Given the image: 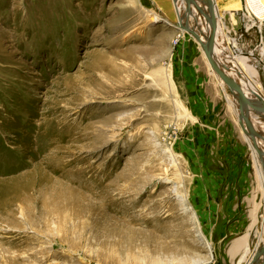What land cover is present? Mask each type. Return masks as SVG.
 I'll list each match as a JSON object with an SVG mask.
<instances>
[{"label": "rangeland", "instance_id": "obj_1", "mask_svg": "<svg viewBox=\"0 0 264 264\" xmlns=\"http://www.w3.org/2000/svg\"><path fill=\"white\" fill-rule=\"evenodd\" d=\"M160 1L0 0V264L214 263L212 196L229 163L254 180L261 158L236 96L175 23L185 2L162 0L169 15ZM218 5L253 54L264 22L248 30Z\"/></svg>", "mask_w": 264, "mask_h": 264}, {"label": "crops", "instance_id": "obj_2", "mask_svg": "<svg viewBox=\"0 0 264 264\" xmlns=\"http://www.w3.org/2000/svg\"><path fill=\"white\" fill-rule=\"evenodd\" d=\"M248 27L249 25L247 24ZM239 42L244 44V41H240V39L238 40ZM187 43L189 44V42ZM244 46L247 47L248 45ZM244 46L240 48L237 45L235 49L232 44H229L227 46L229 47L228 52L232 54V58L218 54L220 60L222 59L221 61L230 68L240 81L241 79L244 80V77H248V74L244 72V66L240 63L242 61V56L239 54L240 51L237 50L241 49L247 53L248 50H245ZM182 48L176 52V57L180 59L181 63H184L181 64L183 70L192 72L190 77L192 82H196L195 77L199 76L196 66L200 64L199 56L195 58L193 52L184 49V46ZM259 57L262 58V56ZM190 58L195 59L193 62L194 66L191 68L188 67L187 63ZM252 59L256 60L253 56ZM260 65L264 64L260 62ZM196 85L200 84L197 83ZM250 85L249 87H251ZM246 139L248 142L251 140L248 137ZM231 163H229V176L222 180V183H226V188L224 187L222 191H219V194L212 196L214 211L210 238L215 253L213 264H253L256 256L259 255L264 246V168L263 165L261 167L258 162H255V168H253L255 177L253 180L248 178V172L251 169L249 164L234 162L233 166ZM240 173L243 174V177L238 178V176H235Z\"/></svg>", "mask_w": 264, "mask_h": 264}, {"label": "water", "instance_id": "obj_3", "mask_svg": "<svg viewBox=\"0 0 264 264\" xmlns=\"http://www.w3.org/2000/svg\"><path fill=\"white\" fill-rule=\"evenodd\" d=\"M183 1L189 5L185 13L186 18L187 20L193 19L196 27L194 26L193 29H190L188 24H186L184 27H181L180 25L178 26L180 29L189 33L198 42L205 54L207 61L212 67L213 72L237 97V110L239 113L238 121L241 130L245 135H248L252 139L255 145L254 148L259 154L262 164L264 165V138L255 130L257 125H264V99H262V104H250L246 94L244 93L239 78L234 75L230 68L226 66L218 57L219 53L227 58H232L233 56L230 52H228V47L226 45H223L224 48H221L218 45L216 39V32L218 33V30L216 29V19L213 15L210 17L207 16L206 11L203 9V6L207 5L209 1L206 2V0H202L200 5L196 2V0ZM195 28L201 33L200 35L195 32ZM218 49L220 50L219 53ZM247 55L248 54L246 53L245 56ZM252 55L253 54H250L249 56ZM261 64H263L262 61ZM253 264H264V246L261 249L259 255L256 256Z\"/></svg>", "mask_w": 264, "mask_h": 264}, {"label": "bare ground", "instance_id": "obj_4", "mask_svg": "<svg viewBox=\"0 0 264 264\" xmlns=\"http://www.w3.org/2000/svg\"><path fill=\"white\" fill-rule=\"evenodd\" d=\"M159 1V0H158ZM165 1V0H164ZM164 1H160L159 2V4L164 8V10L165 11H168V13H169V15H172V12H174V9H175V11H176V8H175V6L174 5H172L171 7L168 5V4H166ZM168 1V0H167ZM178 0H176V2H177ZM201 1L202 0H196V2L200 5L201 4ZM209 1V5L207 4V5H204L203 7V9L206 11V14H207V16H211V15H213L214 16V18L216 19V24H217V30H218V33L216 32V35H217V42H218V40H219V42H220V44H219V42H218V45L221 47V48H224V46L223 45H226V46H228L229 44L231 45H233L234 46V48L235 47H237V44H238V40L236 41V40H234V39H232V38H230L229 37V35H228V33H227V29H226V27H225V24L223 23V20H222V13L220 12V10H221V8H220V6L218 5V1L219 0H206V2H208ZM220 1H223V0H220ZM226 2H228L229 3V5L231 6V8H233L234 9V11H236V12H238L239 14H241V15H244V17H246V18H248V25H249V27H248V30H250V29H257V31L260 33V31H261V25H262V23L264 22V0H225ZM184 2V1H183ZM222 3V2H221ZM203 4V3H202ZM223 4V3H222ZM184 6H185V8L184 9H182V10H180V13H181V15L180 14H178L179 15V21L178 22H175V20H174V18H171V19H173L174 20V22L176 23V24H178V25H180L181 27H184L186 24H188V23H186L185 22V20L187 21V18H186V16L183 14L184 12H186V9L188 8V3H186L185 2V4H184ZM222 6V5H221ZM228 7V6H227ZM227 7H226V9H227ZM223 8H225V7H223ZM214 11H215V13H214ZM177 12V11H176ZM168 15V16H169ZM184 18H182V17ZM169 18V17H168ZM167 18V19H168ZM154 21V20H153ZM203 27V26H202ZM189 28L190 29H192L190 26H189ZM195 32L198 34V35H200L201 33L199 32V31H196L195 30ZM262 41H261V44H259L257 47H256V49H255V51H253V57L256 59V60H254V59H252L251 57H249L248 55L249 54H251V53H247L248 55L247 56H245V52L243 51V50H241V49H237V50H239L240 51V55L242 56V61L240 62L244 67V69L247 71V74H248V80H247V88H246V86L244 85V83L243 82H241V84H242V88H243V90H244V93L246 94V97L248 98V102L250 103V104H256V103H258V104H262V98H261V96H259V95H257V93L256 92H254V91H252L251 90V88L253 89V86L255 87V89L254 90H256L257 88H258V86H259V84H258V82H256L257 80H256V70H255V68H258L259 66H261L260 65V62L263 60L261 57H259V56H261V55H263V53H264V39L262 38L261 39ZM233 48V49H234ZM228 49H229V47H228ZM236 49V48H235ZM245 50H247V49H245ZM234 51V50H233ZM220 52V50L218 49V53ZM248 52H250V50L248 51ZM217 53V52H216ZM237 54V53H236ZM238 57H239V55H237ZM249 57V58H248ZM101 58V57H100ZM104 58V57H103ZM251 58V59H250ZM238 59V58H237ZM222 60V59H221ZM236 61H238V60H236ZM240 61V60H239ZM238 61V62H239ZM254 61V62H253ZM226 62H227V60H226ZM229 62H231V61H229ZM105 63H108L107 61H105ZM237 63V62H236ZM95 64H97V63H95ZM99 64V63H98ZM109 64H111V63H109ZM108 64V65H109ZM100 65V64H99ZM103 65V68H104V64H102ZM239 66H240V64H239ZM97 67V66H96ZM98 67H100V66H98ZM107 67V66H106ZM112 67V66H111ZM240 67H242V66H240ZM101 68V67H100ZM93 69H95V68H93ZM113 69H115V67L113 66ZM112 68H111V70H112V75H115V74H118V70H113ZM259 69V68H258ZM101 70V69H100ZM263 71H264V69H263ZM105 72V71H104ZM110 72V71H109ZM120 73V72H119ZM108 76H109V73L107 74ZM106 75V76H107ZM119 75V74H118ZM101 77V76H100ZM259 77V76H258ZM104 78V77H103ZM116 78V77H115ZM250 79V80H249ZM101 80V79H100ZM116 80V79H115ZM242 81V80H241ZM99 82V81H98ZM260 82V81H259ZM94 83H96V82H94ZM262 83V82H261ZM98 84V83H97ZM249 84H251L250 86L251 87H249ZM255 84V85H254ZM258 84V85H257ZM101 85V84H100ZM99 85V86H100ZM261 85V84H260ZM94 86H97V85H94ZM93 86V87H94ZM102 86V85H101ZM100 86V87H101ZM262 87V86H261ZM263 89V88H262ZM95 90H97V89H95ZM115 90V89H114ZM257 91V90H256ZM262 91V90H261ZM260 91V92H261ZM100 92V91H99ZM114 91H113V88L111 89V90H109V89H107V88H103V90H102V93L104 94V95H110L111 93H113ZM254 93V94H253ZM262 94V93H261ZM237 98V97H236ZM153 107V106H152ZM148 109H149V107H148ZM166 109V108H165ZM249 109V108H248ZM164 110V109H163ZM249 110H251V109H249ZM152 114V113H151ZM112 120V118H110V121ZM255 130L264 138V125H257L256 127H255ZM172 157H174V155L172 156ZM261 165H263L262 164V161H261ZM263 168H264V165H263ZM264 170V169H263ZM75 179V178H74ZM46 188V187H45ZM76 190V189H75ZM59 191V190H58ZM25 193V192H24ZM55 194H57V193H55ZM54 193H53V195L52 196H54L55 195ZM42 196V195H41ZM30 197V196H29ZM51 197V196H50ZM54 197H56V196H54ZM61 197V196H60ZM52 199V198H51ZM54 200V199H53ZM184 201V199H182V202ZM61 202V201H60ZM45 203V202H44ZM39 204V203H38ZM49 204V203H48ZM57 204V203H56ZM184 204V203H183ZM58 205V204H57ZM9 209V208H8ZM21 209V208H20ZM29 209V208H28ZM33 209V208H32ZM51 210V209H50ZM32 212V211H31ZM41 212V211H40ZM43 214H45V213H43ZM3 215V214H2ZM10 215V214H9ZM15 215V214H14ZM29 215V214H28ZM44 218V217H43ZM34 220V219H33ZM10 222V221H9ZM64 241V240H63Z\"/></svg>", "mask_w": 264, "mask_h": 264}, {"label": "built area", "instance_id": "obj_5", "mask_svg": "<svg viewBox=\"0 0 264 264\" xmlns=\"http://www.w3.org/2000/svg\"><path fill=\"white\" fill-rule=\"evenodd\" d=\"M178 44V40L177 41H175V45H177Z\"/></svg>", "mask_w": 264, "mask_h": 264}]
</instances>
